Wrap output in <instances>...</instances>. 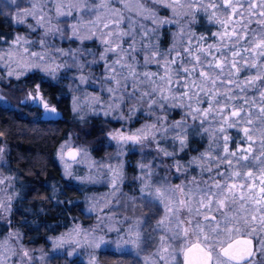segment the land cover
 <instances>
[{"label":"trees","instance_id":"16d2710c","mask_svg":"<svg viewBox=\"0 0 264 264\" xmlns=\"http://www.w3.org/2000/svg\"><path fill=\"white\" fill-rule=\"evenodd\" d=\"M230 2L232 7H226L225 0L191 2V8L184 9L183 14L177 16L172 15L171 9L162 5L158 6L159 15L167 17L173 22L161 25L158 35L151 33L149 36L142 37V46L145 44L156 46L160 53L157 56L159 63L148 65L138 63L137 70L163 75L164 62L175 59L176 63L171 65L175 72L171 87L178 96L189 91L193 79L198 84L201 82L199 78L201 70L207 71L214 78L219 74L218 92L225 93L230 88L232 97L231 99L225 95L217 97L218 100H221V103L216 105L218 109L222 108L225 102L229 105L224 108L222 113L219 111L223 120L230 117L231 111L235 108L236 110L243 109L241 117H247L251 112L255 121L259 115L260 91H264V83L259 86V80H257L256 87H247L243 82L258 74L264 76V70H262L264 69L262 67L264 56H254L252 53V44L264 34V24L260 23L264 19L260 15L264 8L255 7L249 11L254 5L264 4V0H230ZM233 7L236 9L235 13ZM4 11L0 3V53L11 47L18 36L25 35L27 32H31L30 35H33L34 38L38 36L37 31H32L27 27L28 24L15 22L11 11L10 15H3ZM75 15L76 13L73 12L71 16L64 17L59 22L67 24L75 19ZM130 15L137 18L135 13ZM137 19H140L141 24L148 29L155 27L151 20ZM120 27L127 29V20ZM233 29L236 30L238 37L242 38L238 39L237 36H233L229 39L224 35L225 31L232 32ZM135 32L139 35L140 28H136ZM76 42L63 39L60 45H71V48H75L79 43ZM130 43H132L131 37L122 39V44L125 47ZM209 45L217 47L209 49ZM220 45L225 46L218 47ZM85 46L95 47L97 51L99 50V44L95 39L92 42H85ZM189 46L193 48V55L197 54V49L200 47L206 50L205 53H199L200 67L196 68L193 76H188L183 71L184 67L191 69L195 64L192 57L185 51ZM233 52H237L238 55L233 57ZM247 53L252 56L253 60H246ZM134 54L138 61H143L144 57L140 52ZM213 58L224 62L223 72L215 67H208L209 61H212ZM233 60L239 66V72H236L233 67ZM253 61L258 67H251ZM100 67L102 68L103 65L101 64ZM259 68L260 72H258ZM93 70L99 71L96 68ZM0 71L1 76H6L3 67H0ZM34 71L35 75L32 74ZM42 75L38 70H30L23 76H6V79H0V96L4 97V99H0V140L6 145V164L13 175L16 187V194L9 202L7 213H0V238L8 236L18 241L20 246H17V243L14 245L16 251L36 246H42L45 250L59 248L57 251L49 252L48 264H141L142 255H137L136 249L128 246L123 247V245L117 249L109 245L108 240L105 239L117 234V231L107 230L108 223L111 225L110 228L118 230L119 235L124 236L123 223L134 221L132 218L123 219L122 214L125 213L122 212L120 215V203H122L123 209L126 207L132 209L133 205L142 207L138 214L150 211L151 215L164 214V204L156 197L141 192L142 181L133 179L145 175L147 171L139 168L137 162L147 163L151 160V167L155 169L154 173L149 174L153 185L175 189L181 183L186 191L190 189L193 193L197 188L211 189L212 192H217L218 190L212 187L217 182L222 185H226L224 184L226 182H234L237 185L235 192H238V189H242V187L239 186L238 180L235 179L236 176H233L232 173L237 172L241 176L242 173L251 172V167H247L240 173L225 161L219 167H214L211 172L201 171L196 166H192L187 172H180L175 168H164L162 165L170 164L171 158L157 156L154 151L155 145H151V141L148 142L151 147L144 151H141L140 145H133L129 142L125 145L124 155H116L117 142L112 140L108 134L121 128L126 132L134 131L142 122L150 121L152 118L144 116L141 112L139 114L141 119H134L133 122L124 125L123 122L114 121L102 113L89 112L86 108L77 116L71 111V93L68 92L65 84L53 85L52 77H45L47 82L41 83ZM229 80L234 83L229 85ZM37 85H40L41 96L49 104L56 106L57 111L51 117H45L42 108L32 105V101L29 99V93H33L32 89ZM237 85L240 86L237 87ZM208 87H211L210 82ZM191 91L196 92L197 89L191 88ZM25 94H27L26 100L24 99ZM103 95L106 96V94ZM200 97H203L202 102L195 107L209 108L208 96L199 93ZM187 98L185 97V99ZM22 99L24 100L22 101ZM254 100L255 104L252 103ZM165 108L169 113L165 123L170 120H179L184 113V109L181 108L172 109L168 105H165ZM184 119L189 122L184 126V134L188 136L190 146L185 153L177 158L186 160L189 155H196L198 151L206 148L209 141L208 134L202 131L199 136L193 134L194 128L199 129L201 126H207L206 121H193L186 116ZM232 120L240 126L228 129L231 138L227 147L230 152L236 153V156L233 157L240 159L241 163L248 162L253 165L254 163H250V158H254L253 156L260 152L255 151L253 146L251 147L254 140L256 141L255 136L250 142L244 133L245 127H249L251 130L252 126L247 125L244 120L241 121V118H232ZM90 125L91 127H89ZM177 131L179 129L169 130V132ZM66 142L80 145L82 151L89 154L88 162L79 163L78 157L73 161L64 160L62 162L58 153L60 146ZM243 142L248 143L245 149ZM159 143L165 147L171 145V141L161 140ZM257 143L260 144L261 141L259 143L257 140L255 144L257 145ZM249 147H251V152L245 151ZM246 155L249 157L247 160L243 159ZM93 162L95 164L89 167ZM65 163L70 166L71 175H65ZM109 165L112 167L123 165V178L117 183L119 187L117 195L106 200L108 196L106 192H108L112 181V173L108 170ZM88 176L93 177L95 182L79 178ZM97 176H99L98 180H96ZM225 193H227L226 187ZM194 197L200 199V194L195 193ZM216 198L223 197L218 195ZM152 207L153 209H151ZM236 208L238 209V207ZM108 210L110 212L107 214L112 212V215H101ZM209 211L215 213V218L218 215L224 216V208L218 209L213 205ZM182 215H188L187 217L190 218L186 208L181 209L180 218ZM235 216L233 217L235 218ZM121 219L124 222L120 221ZM140 220L139 217V227L141 230L145 229L148 220ZM230 222H232L231 219ZM249 222L251 232L246 224L245 227L240 228L241 234H248L258 244L262 235L260 229H257L260 220L256 217L255 220L251 219ZM96 225H99L98 233ZM76 228H79L80 231H74ZM10 234L12 235L10 236ZM100 235H104L105 243L98 248L91 247L89 239Z\"/></svg>","mask_w":264,"mask_h":264},{"label":"clouds","instance_id":"9594fccd","mask_svg":"<svg viewBox=\"0 0 264 264\" xmlns=\"http://www.w3.org/2000/svg\"><path fill=\"white\" fill-rule=\"evenodd\" d=\"M30 2L32 8L23 12L17 10L18 23L24 22L22 17L32 16L35 0H30ZM60 2L65 4V10L69 6L71 7L72 12L76 13L75 19L68 22V31H65L61 25L45 26V32L42 36L56 33L64 40H74L79 43L76 44L74 49L71 48V45L68 49L56 45L44 47L43 51H36L35 58H32L31 53H29L27 59L24 58V49L22 52L18 48L10 49V51L15 52V57H12L11 60L7 53L0 55L2 57L0 58V67L5 69L6 76H9L10 70L13 73L11 76L17 77L23 76L30 70H38L43 74L40 77L41 83L47 82L45 77H52L51 83L53 85L67 81L65 86L68 92L71 93V111L77 116L86 108L89 112L102 113L106 117H111L114 121L123 122L124 125L133 122L134 119H141L139 115L141 112L144 116L151 117L150 121H144L135 128L133 132L141 130L142 139L139 143L132 144L140 145L141 151L155 145L154 151L157 156L171 158L170 164L162 165L164 168H175L177 171L187 172L192 166H196L201 171L211 172L214 167H219L226 158L231 157L224 150L225 145L231 138L228 129L240 125L234 120L229 122L223 120L222 115L219 114V109L216 107L221 103V100L216 99L211 110L204 115L201 108H199V111L193 110L195 106L202 102L203 97L197 99L195 94H192L185 99L183 95L178 96L173 89L167 91V81H153L150 71L137 70L138 63L152 64L153 53L160 54L154 44L142 46V37L149 36L151 33H157L158 35V29L161 25L173 22L169 18L159 15L158 6L162 5L171 9L172 15L177 16L182 15L184 9L191 8V0H181L182 6H173V0H54L53 11L56 16L57 6ZM16 4L17 0H6V6H15ZM131 13H135L137 18L151 20L155 27L148 29L141 24L140 19L131 16ZM3 15H10V13L4 11ZM36 15H43L47 18L48 13L37 12ZM38 20H36V23H38ZM125 20L128 23L127 29L120 27ZM27 27L35 31L32 25H27ZM136 28L141 30L139 35L135 32ZM110 32L111 35H109ZM18 37L22 38V45L25 42L30 43L26 37ZM125 37L132 38V43L127 47L122 44V39ZM93 39L99 44L98 51L95 47L85 46V42H92ZM106 40L107 43H105ZM42 41L44 40L41 38L39 43ZM224 46L220 45L218 47ZM113 48H115V51H113ZM135 52H140L143 55V61H138ZM41 56H43V59H41ZM109 56H111V59H109ZM24 63L29 65L27 71H21ZM101 64L103 65L102 68L100 67ZM94 68L99 69V71H93ZM61 70H64L65 73L71 72V76L61 75ZM32 74L35 75L36 72L34 71ZM6 76H0V79H6ZM200 83L203 84V81ZM89 88L99 89V91H88ZM161 88L166 90L164 94L161 93ZM35 91L36 88L32 89L33 93ZM103 94H106V96ZM219 95L223 96L224 93H219ZM204 96H207V94L204 93ZM0 99H4V97L0 96ZM24 99H27V94H25ZM165 105L172 109H184V113L179 120H170L165 123L169 115ZM54 109L56 112L57 109ZM185 116L190 117L193 121L202 120L207 122V126H201L199 129L194 128L193 134L199 136L202 131L208 134L209 141L206 148L198 151L196 155H189L186 160L177 158L185 153L190 146L188 136L184 134V126L189 123L184 119ZM178 121L182 122L179 131L169 132L170 129H176ZM241 121H243V118H241ZM178 137H181L184 142L181 143ZM225 137L228 139L226 140ZM161 140L171 141V145L165 147L159 143ZM149 141H151V145L148 143ZM127 144L118 145L116 155L123 156ZM137 163L139 168L147 171L145 175L133 179L142 181L141 192L156 197L155 193L158 187L152 184L149 175V173L155 172V169L151 167V160L147 163ZM146 176L147 178H145ZM79 178L81 180L87 179V177ZM98 179L99 176L96 177V180ZM115 194L112 192L110 195L114 196ZM123 219H128V217H123ZM109 230L117 231L119 236L118 230L112 228H109ZM221 235L224 238L225 234L222 233ZM101 236L104 239V235ZM218 241L213 244V247L219 245ZM117 243L123 244L124 239L120 237ZM133 248L138 249L135 245H133ZM258 250L264 252V247ZM20 251L23 252V249ZM40 251L42 253V250ZM14 254L16 253L9 252V255ZM136 254L139 255V252L137 251ZM4 259L5 264H10L7 257ZM39 259L43 264V254Z\"/></svg>","mask_w":264,"mask_h":264},{"label":"snow or ice","instance_id":"6c2138e0","mask_svg":"<svg viewBox=\"0 0 264 264\" xmlns=\"http://www.w3.org/2000/svg\"><path fill=\"white\" fill-rule=\"evenodd\" d=\"M191 2L192 3H198V2H201V0H191ZM39 5H40V0H35V3L33 4V11L31 13V15L34 18L36 17L37 9L39 8ZM176 5L182 6L181 0H173V6H176ZM225 5H226V7H232L230 0H225ZM255 7L264 8V4L254 5L249 9V11H252ZM41 11H42V9H41ZM233 12L234 13L236 12V9L234 7H233ZM72 13L73 12H72L70 6L67 8V10H65V4L63 2H60L58 4L57 16L72 15ZM260 15H261V17H264V11H262L260 13ZM260 23L264 24V19H262L260 21ZM37 24L40 25L41 27H45L43 15L38 20ZM106 27H107V25H106ZM109 35H111V32L109 33ZM217 35H219V34H217ZM224 35L227 36L229 39H231L233 36L238 37V34L236 33L235 29H233L232 32L225 31ZM239 38H242V37H238V39ZM21 42H22V38L17 37L16 40L14 41V44L16 45L17 48H19L20 46H22ZM107 42L108 41L106 40L105 43H107ZM27 44H28L27 42L23 43V45H27ZM41 45H42V47L46 46V42L42 41ZM213 47H215V46L209 45V49H211ZM113 51H115V48H113ZM185 51L188 53L189 56L192 57V60L195 61V64H193L191 69H189L188 67H184L183 71L185 73H187L188 76H193L195 71H196V68L200 67L201 57H200L199 53H205L206 50L204 48L200 47L197 49V54L193 55V48L191 46H189L185 49ZM252 53L254 56H264V34H262L259 37V39L252 44ZM177 55L179 56V53ZM232 55H233V57H235L238 55V53L233 52ZM28 56H29V50L27 47H24V58L27 59ZM157 56H158L157 53H153V58H154L153 63H159ZM31 57L35 58L36 52H31ZM0 58H2V57H0ZM9 59L10 60L12 59V52L11 51L9 52ZM41 59H43V56H41ZM175 63H176L175 59L166 60L163 64V68H164V74L163 75H160L159 73H154V72L150 73V76L153 79V81L157 80V78H158V80L167 81V91H171V89H172L171 81H172V77L175 74V72L172 69L171 65H173ZM208 67L209 68L215 67L216 69H220V71L223 72L224 62H221V61L213 58L212 61H209ZM233 67H235L236 72L240 71V68L236 64L235 60H233ZM251 67H258V65L255 63V61H253V63L251 64ZM28 68H29V65L27 63H24L21 71H27ZM53 71H55V70H53ZM8 74H9V76H11L13 73L10 70ZM230 75H231V72H230ZM199 78H200V81H203V84H201V83L198 84L197 81L195 79H193L191 81V88H196L197 91L192 92L191 88H190L189 91H186L183 93V97H189L190 95L195 94L196 98L199 99V93H206L208 96V102L210 105L209 108L203 109V114L206 115L211 110L213 103L216 102V99L219 95L218 88H217V80L219 79V74H217V76L214 78L207 71L201 70L199 72ZM261 79H264V76H261L258 74L257 76H253V77H250L249 79L245 80L243 82V84L247 87H256V81L261 80ZM209 82L211 83L210 88L208 87ZM177 83H179V81H177ZM228 83H229V85H231L234 83V81L229 80ZM239 86L240 85H237V87H239ZM39 91H40V85H37L35 92L38 93ZM165 91L166 90L164 88H161L162 94H164ZM230 92H231V89L229 88L228 91H226L224 93V95L227 96L229 99L232 98L230 95ZM31 97L33 100L39 99V101L41 103H43V107L46 111H50V112L55 113V109L50 108L49 105L43 101L42 97H37L35 95V93H32ZM260 102L261 103H260V107H259V115L257 117V120H259V124H260L258 129L255 126L251 112H250L249 116L241 117V112L243 111V109L236 110L235 108H233V110L231 111V116L224 119V121L229 122L232 120V118H243L244 122L247 125L252 126L251 130L249 127L244 128V133L250 142L253 141L254 133L258 132L259 137H260V141H261V152L258 156H255L254 159L259 161L261 164H264V119H262V118H264V91H260ZM252 103L255 104V100ZM228 106L229 105L227 104V102H225L224 106L222 108H220L219 111L222 113L224 111V108H227ZM193 110L199 111L200 109H199V107H197ZM181 126H182V122L178 121L176 129H180ZM140 131L141 130H137L136 132H133V131L129 130L128 132H125L123 130V128H121L115 132L109 133L108 135L110 136V138L112 140L117 142V145L129 143V142L139 143L140 140L142 139V137L140 135ZM145 135H147V133H145ZM178 138L180 139L181 143L184 142L181 137H178ZM225 139L227 140L228 138L225 137ZM66 148H69V149L71 148L70 143L69 144H62L60 146V152L58 154L60 156L61 161L64 162L65 156H68L71 159L76 160V158L80 154V150L76 149V150H69L68 152H65L64 150ZM224 150H225V153H228L231 156H236L235 152L229 151L227 144L225 145ZM2 151H3V149L0 148V152H2ZM245 151L251 152V147H249ZM243 159L247 160V159H249V157L246 155L243 157ZM228 162H229V164H231V160H229ZM94 164H95V162H93V164L90 165V167H92ZM69 167L70 166L65 163V175H71V172L69 171ZM108 170L112 173L111 183H112V187L114 189L113 193H115L116 191H118V189L116 187L118 181L122 180V178H123V165H119L116 167H112L111 165H109ZM142 170H143V168H142ZM261 171H262L261 184L264 185V169H262ZM232 175L238 176L239 173L233 172ZM248 176L251 177L252 173L249 172ZM87 179L93 180V182H95L94 178L91 176L87 177ZM2 183H4V180L0 179V184H2ZM212 187H214L218 191L212 192L211 189H208V190L200 189V188L195 189V193L200 194V200L198 202L195 201V199H194L195 193H193L192 191L185 193L183 186H177L175 189L163 188V187H158L156 189L155 196L161 203H164V208H165L164 216L162 217L161 220L158 221L157 227L163 228L166 232L167 231H174V235L176 237H179L181 235V233L183 234V237L185 239V244L181 249H179V251L181 252V254L184 257V264H197V260L195 258V253L197 251L200 253V264H208V262L211 261V259H212V252L214 250L213 249H206V248L202 247V245L207 244V242L209 240V236L206 232V228L210 229L211 232L214 233L216 236H220L222 234V231H221L220 222L215 221L214 218H212L210 220V218L208 216H204L205 224H201L199 221H196V223L194 225L193 220L191 218L181 219L180 218L181 209L186 208L188 210L190 216H191V214L194 211L193 204L198 203V207L195 209V213H196V215H200L201 214L200 209H203V208L210 209L213 205L217 206L218 209L219 208H226L227 207V201L230 198L233 202L235 201V190L237 188V185L235 183H233L231 185H222L221 183L217 182ZM225 187H227V189H228L227 193H225ZM170 191L171 192H179L180 196L183 198L181 199V198L170 197L168 195V193ZM260 193H261V198L259 200H257L256 203L260 206V208H264V187H261ZM218 195L222 196L223 198L217 199L216 197ZM242 195H243V193H242ZM9 199H11V197H9ZM2 207H4V204H3V201H0V208H2ZM255 219H256V217H253V220H255ZM173 220H175V229L174 230L171 227V223ZM213 222H214V226H213ZM260 222H261V225L264 226V216L260 217ZM228 223H230V218L227 215V213H225L224 214V225H223V234H225V235H224L223 239L218 241V243L220 245V253H222L225 257H227L229 261H231L235 257L230 255V249L233 247L234 238L241 234V230L235 226L233 228H228ZM138 227H139V221H136L134 223V225L129 226L128 238L124 239L125 244L131 243L132 245H135L137 247L139 246L140 233L137 230ZM74 231L79 232L80 229L76 228V229H74ZM11 235L12 234H10V236ZM192 236H195L196 239L192 240L191 239ZM160 241H161V248H160L161 259H165L166 264H168L167 256L164 255V254L169 252V248L165 246L166 242H167L166 237L161 236ZM234 242L236 244H247V245L251 244L250 240H235ZM104 243H105V241H104L102 236L93 239V246L94 247H100ZM262 243H264V242H262ZM7 244H8V239H5V241H3L2 244H0V247H4L5 250L7 251L8 250L6 247ZM225 245H227V247H225ZM220 253H217V255H219ZM247 254L248 255L252 254L250 249H248ZM24 255L27 256L28 253L25 252ZM0 257H2V253H0ZM0 264H3L2 259H0Z\"/></svg>","mask_w":264,"mask_h":264},{"label":"rangeland","instance_id":"374dc122","mask_svg":"<svg viewBox=\"0 0 264 264\" xmlns=\"http://www.w3.org/2000/svg\"><path fill=\"white\" fill-rule=\"evenodd\" d=\"M0 3H1V6L4 8L5 11H8V12L11 11L12 12V15H13L15 22H17V15H16L17 10H19L20 12H23L27 9L32 8V3L30 2V0H17V4L15 6H11V5L6 6V0H0ZM53 3H54V0H40V5H39V8L37 9V12H39V13L47 12L48 13L47 18H45L43 16L45 26L61 25L65 31H68V23L66 24V23H60L59 22L60 19L67 17V16L66 15L65 16H56L55 12L53 11ZM41 9H42V11H41ZM41 16L42 15H36L35 18L33 16L22 17V19L24 21L23 23H25L26 25L27 24L32 25V27L35 29V31H37L36 34L38 36H36V35L35 36L38 37V39H36V37L34 38L33 35H30L31 32H27V34L21 35V36L26 37L30 41V43L27 45H22L23 47L20 46L18 49L22 52L24 47H27L29 50V53L36 52V51H43L44 47H51L53 45L68 49L69 46H61L60 45V42L63 39L60 38L58 36V34L50 33L48 36H42V34L45 32V27H41L40 25H38L36 23V20L40 19ZM75 17H76V15H75ZM73 20L74 19H72L71 21H73ZM41 38L46 42V46H44V47H42L41 43H39ZM10 49H17V47L15 44H13L11 47L3 50V52L0 53V55H4L5 53H7L9 55ZM72 49H74V48L72 47ZM12 57L13 58L15 57V52H12ZM245 58L247 61L253 60L252 56H250L249 53H247L245 55ZM262 67L264 68V62L262 64ZM262 70H264V69H262ZM260 71H261V69L259 68L258 72H260ZM61 75L70 76L71 72L65 73L64 70H61ZM0 76H1V74H0ZM61 83H64L66 85L67 81H62ZM258 83H259V86H262V84L264 83V79L259 80ZM94 90L99 91V89H93V88L88 89V91H94ZM52 106L54 108H56V106L54 104H52ZM42 113H43V110H42ZM254 123H255L256 128L258 129L260 124H259V120H257V118H255ZM253 136H255V138L254 137L253 138L256 139V141L254 140L251 147L253 146L255 151L261 152V146H260L261 143H260V137H259L258 132L254 133ZM257 137H258V139H257ZM257 140L260 144L257 143V145H256L255 143L257 142ZM65 144H69V143L66 142ZM70 145L74 146L80 150V154L78 156L79 159L77 161H79V163H82V164L87 163L89 160V154L86 151H82L80 145H74V144H70ZM243 145H244V149H245L248 146V143L243 142ZM0 148L3 149V151L0 152V179L4 180V183L0 184V201H3V204H4V207L0 208V213L5 214L8 211V206L10 204L9 202L12 201L13 196L16 194V187H15V183L13 180V175L10 172L9 167L6 164L7 163V161L5 159L6 145L1 140H0ZM258 155H256V156H258ZM253 157H255V156H253ZM65 160H67V159H65ZM229 160H231V164H229V162H228ZM68 161H70V160H68ZM115 161H117V160H115ZM224 161L226 163H228L231 168L233 167V168L239 170L240 173L245 168L251 167L250 168V171L252 173L251 177L248 176V173H246V174L242 173L241 176H240V174L238 176H236L235 179L238 180L237 183L239 184V186L242 187V189L239 192H235V201L234 202L231 200V198L227 201V207L224 208V213H223V215L225 213H227V215L231 216L229 218L232 220V222L228 223V228H233L235 226V227H238L240 229L242 227H245L247 224L248 229L251 232L249 221H251V219H253V217H258L260 220V217L264 216V213H263L264 209L260 208L256 212V210L254 209L256 206H254L253 204L258 205L256 203V201L259 200L260 197H255L253 200L254 203H251L249 201V198L251 195L249 196V192H247V190H248V188L252 189L253 186H256V185H260L262 187V184H261L262 171L261 170L264 169V164H261L259 161L255 160L254 158H250V163H254L253 165L249 164L248 162L246 164L241 163L240 159H238L237 157H233V156H231L230 158H226ZM233 183L234 182H226L224 184L231 185ZM110 185L111 186H109L108 192H106V193H108L106 200L109 197L114 198L118 193V191H116L115 192L116 194L114 196L110 195L114 191L111 182H110ZM247 185H248V187H247ZM178 186H183V185L180 183ZM116 187L119 189L118 186H116ZM254 189H255V187H254ZM184 191L186 193V192H190L191 190L187 189V191H186V189L184 188ZM227 191H228V189L226 187V192ZM242 193H243V195H242ZM168 195L170 197H173V198H181V199L183 198L180 196L179 192H174V194H173V192L172 193L169 192ZM9 197H11V199H9ZM194 199H195V197H194ZM199 200H200L199 198L195 199V201H197V202ZM120 204H121L120 208L118 207L119 211L121 210L120 215L122 212H124L125 214H122L124 217L132 218V219H134V221L133 222L129 221L128 223L124 224L123 223L124 220L121 219L120 221L123 220L122 223L124 225V233L125 234H124V236H122V235L118 236V234H114L110 238H105L108 240L109 245H112L114 248H117V249H120L121 245H123V247L128 246L130 248H133V245L131 243L119 244V243H117V241L119 240V238L121 236L123 237V239L128 238L129 226H132V225H134V223L136 221H139V217H140L141 220H145V219L148 220V223H146L147 228L145 227V229L141 230V228L138 227V229H137L140 233V239H139V246H138V249H136V251H138L139 254L142 255L141 264H166L165 259H161V254H160V248H161L160 237L161 236L166 237L167 242H166L165 246L169 248V252L164 254L167 256L168 264H181V252L179 251V249H181L184 246L185 239H184L182 233L179 237H176L174 235V231H167L166 232L163 228L157 227L158 221L162 219L164 214H161V215L152 214L151 215L150 214V213H152L151 211L148 213H145V214H141V213L138 214V212L142 210V207H140L139 205H138L139 207H134V205H133L132 209H130L128 207H126V209H123L122 203H120ZM197 207H198V203H194L193 204L194 211L191 214V216L189 215L190 218L193 220L194 225H195L196 221H199L201 224H205V220H202V217L205 214L212 213L215 215V213L209 211L208 208L200 209L201 214L196 215L195 209ZM236 207H238V209ZM151 209H153V207ZM258 211H260L262 213L260 214V212H258ZM108 212H110V211L108 210L106 213L101 214V215H112V212L107 214ZM164 212H165V209H164ZM187 216L188 215H182L181 219H188ZM233 216H235V218ZM215 221L220 222L221 231L223 233L224 216L218 215L215 218ZM213 226H214V222H213ZM95 227H96V230L98 233L99 225H96ZM110 227H111V225L108 223L107 230ZM171 227L173 228V230L175 229V220L172 221ZM257 229H260V232H262L261 239H260L261 242H259V244H258V249H261L262 247H264V243H262V242H264V226L261 225V222H260V225H257ZM108 231H110V230H108ZM110 232H113V231H110ZM206 232L209 236V240H208L207 244H205V245L209 249L214 250L212 252L213 262L216 264H232V263H226L227 261L221 256V254L217 255V253H219V247H220L218 244L215 247H213V244H215L216 241L223 239V236L222 235L216 236L208 228H206ZM5 238L8 239V244L6 246L8 250L6 251L4 247H0V253H2V257H0V259H2L3 264H5V259H4L5 257H7L10 264H29V263L41 264L39 257L42 254L44 257L43 264H48L49 255H50L49 252L50 251L54 252V251H57L59 249V248L55 247L53 249L45 250L42 246H36L33 248L32 247L31 248L30 247L22 248L23 252L20 251L21 249L19 251H16L14 249V245H15V243H17V246H20L18 241H16L13 238H9L8 236ZM5 238H0L1 244ZM93 239L94 238L89 239V244L91 245V247H94L93 246ZM191 239L195 240L196 237L192 236ZM95 248H98V247H95ZM40 250H42V253ZM9 252H15L16 254L9 255ZM25 252L28 253L27 256L24 255ZM258 252H259V254L256 253L254 256V260H256V262H253V263L250 262L249 264H258V261H261L262 256L264 255V252H261L259 250H258ZM262 263L264 264L263 261H262Z\"/></svg>","mask_w":264,"mask_h":264},{"label":"water","instance_id":"95a60500","mask_svg":"<svg viewBox=\"0 0 264 264\" xmlns=\"http://www.w3.org/2000/svg\"><path fill=\"white\" fill-rule=\"evenodd\" d=\"M31 94L32 93H29V99L32 101V105L34 106H38L40 108H42L43 110V115L45 117H51L54 113L53 112H50V111H46L43 107V103H41L39 101V99L37 100H33L32 97H31ZM35 95L37 97H42L40 92L36 93L35 92ZM43 98V97H42ZM24 99H22L23 101ZM43 101L46 102L50 108H54L51 104H49L44 98H43ZM77 148L74 147V146H71V148H67L65 150V152H68L69 150H76ZM65 159L67 160H70V161H73V159H71L70 157L68 156H65ZM204 216H208L210 219L212 218H215V215L212 214V213H208V214H205ZM204 216L202 217V220H204ZM235 240H250L251 241V244L250 245H247V244H236L234 241ZM234 241H233V247L230 249V255L235 257L234 259L231 260V262H236V263H240V262H246L248 261L252 255H253V251H254V240L252 239V237L248 236V235H245V234H241L237 237L234 238ZM202 247L206 248V249H209L208 247H206L205 245H202ZM225 247H227V245H225ZM248 249L251 250V255H248L247 254V251ZM219 253H220V247H219ZM221 256H223L224 258L228 259L227 257H225L222 253H220ZM195 258L197 260V264H200V253L197 251L195 253ZM181 264H184V257L183 255L181 254ZM208 264H216L213 262V257L211 259V261L208 262Z\"/></svg>","mask_w":264,"mask_h":264},{"label":"flooded vegetation","instance_id":"af4514ba","mask_svg":"<svg viewBox=\"0 0 264 264\" xmlns=\"http://www.w3.org/2000/svg\"><path fill=\"white\" fill-rule=\"evenodd\" d=\"M264 185H262V187H263ZM254 187H255V189H254ZM260 189H261V186L260 185H256V186H253V188L252 189H250V188H248V190H247V192H249V194L251 195L250 196V202L251 203H254L253 202V200H254V198L255 197H260L261 198V193H260ZM239 191H241V189H238V192ZM254 206H256L254 209L256 210V212H257V210L258 209H260V206H258V205H255V204H253ZM264 209V208H263ZM258 212H260V211H258ZM262 212H260V214H261ZM264 213V212H263ZM215 219V218H214ZM241 235V234H240ZM245 235H247V234H245ZM249 236V235H248ZM251 237V236H250ZM252 239L254 240V251H253V255H252V257L248 260V261H246V262H240V263H236V262H231V261H229L228 259H226V258H224L223 256V258L227 261L226 263H232V264H249L250 262H256V260H254V256H255V254L257 253V254H259V252H258V244L256 243V241H255V239L252 237ZM261 242V241H260ZM206 246V245H205ZM207 247V246H206ZM262 261L264 262V255L262 256V259H261V261H258V264H263L262 263Z\"/></svg>","mask_w":264,"mask_h":264}]
</instances>
